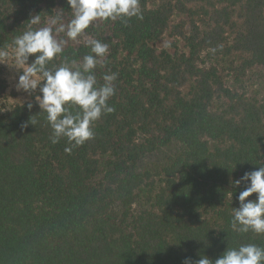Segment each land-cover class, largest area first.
<instances>
[{"label":"trees","instance_id":"obj_1","mask_svg":"<svg viewBox=\"0 0 264 264\" xmlns=\"http://www.w3.org/2000/svg\"><path fill=\"white\" fill-rule=\"evenodd\" d=\"M140 6L143 19L97 21L52 61L81 63L85 41L97 39L109 46L98 82L117 74L115 111L71 153L66 138L51 143L36 101L5 108L0 76V264H183L214 261L227 246H264V235L231 228L245 187L231 181L264 165V0ZM37 13L39 26L72 17L66 0H0V48ZM166 35L184 46L160 48ZM206 51L234 57L237 79L259 68L261 93L229 86ZM30 117L36 126L24 127Z\"/></svg>","mask_w":264,"mask_h":264},{"label":"clouds","instance_id":"obj_2","mask_svg":"<svg viewBox=\"0 0 264 264\" xmlns=\"http://www.w3.org/2000/svg\"><path fill=\"white\" fill-rule=\"evenodd\" d=\"M66 3L72 12L67 23L62 15H56L39 26V13L31 15L27 30L10 45L0 48V65L19 73L17 91L36 93L35 101L40 111L47 114L46 121L52 129L51 143L66 138L71 147L65 151L71 153L73 148L95 137L94 128L102 115L115 111L108 101L115 95L117 74L106 72L103 83L98 82L95 69L98 65L105 66L103 58L109 46L97 39L85 41L90 53L84 55L81 63L65 58L56 66L52 61L64 53L68 40L76 41L95 22L143 19V11L140 0H66ZM61 33L67 40L59 36ZM27 107L31 109L33 104L28 103ZM27 123L36 126L37 121L30 117L23 126ZM231 182L245 185L237 197L239 206L232 209L231 228L242 234L264 235V165ZM253 194L255 198L247 199ZM183 264H264V246L255 243L227 246L214 261L201 255L196 261L185 258Z\"/></svg>","mask_w":264,"mask_h":264},{"label":"rangeland","instance_id":"obj_3","mask_svg":"<svg viewBox=\"0 0 264 264\" xmlns=\"http://www.w3.org/2000/svg\"><path fill=\"white\" fill-rule=\"evenodd\" d=\"M181 15L177 14L174 17L175 22ZM176 43L180 48L184 46V41L178 37H171L166 35L161 41L157 44L160 48H168L173 49V44ZM229 58L234 57H226V56H212L211 52L206 51L203 54V59L205 60V64L209 65L212 63L218 64L221 69L224 68V73L227 74L226 81L227 84L233 88H236L242 92H247L250 95L259 94L262 91L261 82L259 80V68L252 69L247 72V74L240 79L236 78L234 72H230L229 67ZM236 58H239L237 56ZM19 73L13 69L9 68L5 65H0V76L5 78L7 81V95L3 102V105L6 109H9L15 104L24 103L27 101H35V96L33 94H28L24 91H17L16 83L18 81ZM261 95V94H260ZM140 208L139 205H137Z\"/></svg>","mask_w":264,"mask_h":264}]
</instances>
